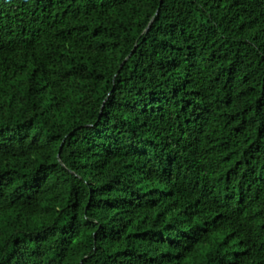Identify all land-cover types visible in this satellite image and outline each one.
<instances>
[{
    "label": "trees",
    "instance_id": "16d2710c",
    "mask_svg": "<svg viewBox=\"0 0 264 264\" xmlns=\"http://www.w3.org/2000/svg\"><path fill=\"white\" fill-rule=\"evenodd\" d=\"M0 264H264V0H0Z\"/></svg>",
    "mask_w": 264,
    "mask_h": 264
}]
</instances>
